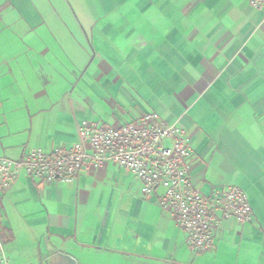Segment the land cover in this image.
Segmentation results:
<instances>
[{
    "label": "crops",
    "instance_id": "obj_1",
    "mask_svg": "<svg viewBox=\"0 0 264 264\" xmlns=\"http://www.w3.org/2000/svg\"><path fill=\"white\" fill-rule=\"evenodd\" d=\"M157 113L190 139L204 195L237 186L253 221L221 219L197 254L134 175H21L0 194L11 264H264V11L247 0H0V157L79 142Z\"/></svg>",
    "mask_w": 264,
    "mask_h": 264
},
{
    "label": "built area",
    "instance_id": "obj_2",
    "mask_svg": "<svg viewBox=\"0 0 264 264\" xmlns=\"http://www.w3.org/2000/svg\"><path fill=\"white\" fill-rule=\"evenodd\" d=\"M247 1L264 11V0ZM78 134L79 142L69 149H31L19 161L0 157V194L21 175L43 183L72 182L86 168L113 163L135 176L145 197L163 191L160 206L185 232L194 253L212 250L222 218L242 225L253 221L249 199L239 187L216 188L210 195L196 188L190 176L194 150L186 131L157 113L121 128L83 122ZM0 264H11L1 234Z\"/></svg>",
    "mask_w": 264,
    "mask_h": 264
},
{
    "label": "water",
    "instance_id": "obj_3",
    "mask_svg": "<svg viewBox=\"0 0 264 264\" xmlns=\"http://www.w3.org/2000/svg\"><path fill=\"white\" fill-rule=\"evenodd\" d=\"M62 257L64 258V260L66 262L65 264H72L71 259L69 257L63 256V255H62Z\"/></svg>",
    "mask_w": 264,
    "mask_h": 264
}]
</instances>
